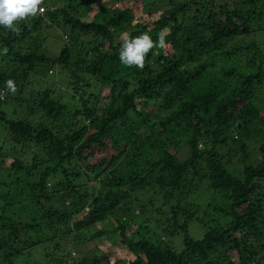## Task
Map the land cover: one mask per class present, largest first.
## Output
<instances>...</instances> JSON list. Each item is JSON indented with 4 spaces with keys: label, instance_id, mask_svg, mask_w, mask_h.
Here are the masks:
<instances>
[{
    "label": "trees",
    "instance_id": "16d2710c",
    "mask_svg": "<svg viewBox=\"0 0 264 264\" xmlns=\"http://www.w3.org/2000/svg\"><path fill=\"white\" fill-rule=\"evenodd\" d=\"M95 1L0 26V264H264V0Z\"/></svg>",
    "mask_w": 264,
    "mask_h": 264
},
{
    "label": "clouds",
    "instance_id": "9594fccd",
    "mask_svg": "<svg viewBox=\"0 0 264 264\" xmlns=\"http://www.w3.org/2000/svg\"><path fill=\"white\" fill-rule=\"evenodd\" d=\"M43 0H0V26H4L12 33L19 35L21 28L18 22L26 20L28 17H35L38 13H43L41 7ZM166 30H162L158 34L157 41H153L147 33H141L138 36L132 37L130 33L123 32L119 35L121 41L119 59L126 67L135 66L138 69H143L145 66L146 55L154 48L159 47L165 49L168 47L165 41L167 35ZM3 54H7L8 49L3 48ZM6 88L13 95L18 91L14 80L8 79ZM4 96V91L1 90L0 97Z\"/></svg>",
    "mask_w": 264,
    "mask_h": 264
},
{
    "label": "rangeland",
    "instance_id": "374dc122",
    "mask_svg": "<svg viewBox=\"0 0 264 264\" xmlns=\"http://www.w3.org/2000/svg\"><path fill=\"white\" fill-rule=\"evenodd\" d=\"M102 1H104V0H96L94 2L93 8L98 7V5H100ZM149 1H152V0H146V2H149ZM54 29L56 31V34L60 35L59 34L60 30H57L55 27H54ZM62 44H63V41H62L60 36L59 37L50 36V37L46 38L45 42L43 43V46H44L43 51L46 52L49 56L57 55L60 51ZM52 70H53V74H52L53 78L57 79V84H56V82H54L53 84L54 85L56 84V85L53 88H55L60 93H64L66 91L67 87H66L65 83H63L65 81L62 82L59 80V77L61 74L60 68H58L57 66H54ZM62 96H64V95H62ZM204 194L206 197H208L209 194H210V196H213L212 191L211 192L204 191ZM139 195H141L143 197L145 194H143V195L139 194ZM158 202L160 203V200ZM147 218H150V215ZM143 224L146 225V229H147L149 223H146L145 221L143 223L142 220H139L138 222L136 221V222L130 223L129 227H130V229L133 230V233L134 232H141V231L146 230L143 227ZM147 231H148V229H147ZM204 232H205V228H203L197 221L193 220L190 222L189 233L191 234L192 237H194L195 239H199L203 236ZM162 235L166 236L163 233H162ZM166 238L168 241H172L171 246H174L175 248H178V249L182 248L183 243H182V238L180 235L176 234L174 237L166 236Z\"/></svg>",
    "mask_w": 264,
    "mask_h": 264
}]
</instances>
